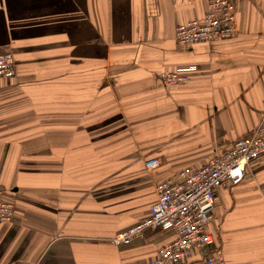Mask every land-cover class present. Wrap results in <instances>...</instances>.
<instances>
[{"label": "crops", "instance_id": "crops-1", "mask_svg": "<svg viewBox=\"0 0 264 264\" xmlns=\"http://www.w3.org/2000/svg\"><path fill=\"white\" fill-rule=\"evenodd\" d=\"M212 0H0V264H132L174 231L115 245L151 215L156 186L202 167L264 120V0H235L239 32L180 46ZM196 65L186 84L158 74ZM161 164L148 171L145 160ZM208 229L224 264H264V155L217 192Z\"/></svg>", "mask_w": 264, "mask_h": 264}, {"label": "built area", "instance_id": "built-area-1", "mask_svg": "<svg viewBox=\"0 0 264 264\" xmlns=\"http://www.w3.org/2000/svg\"><path fill=\"white\" fill-rule=\"evenodd\" d=\"M239 32L235 0H212L202 19L180 24L175 39L180 46L198 42L229 39ZM196 65L178 66L162 71L158 79L166 87L186 84ZM16 75V61L12 52L0 53V77ZM264 155V120L251 134L237 138L229 150L209 159L202 167L188 166L176 175L157 184V201L151 206V215L135 226L112 238L115 245L130 244L144 239L148 231H174L176 237L158 250L149 261L132 264H224L220 249L210 250L201 259L195 252L214 246L215 235L208 226L216 218L217 192L227 185L241 182L250 163ZM161 164L159 158L145 160L148 171ZM6 189L0 185V224L9 223L15 215V205L7 200Z\"/></svg>", "mask_w": 264, "mask_h": 264}]
</instances>
